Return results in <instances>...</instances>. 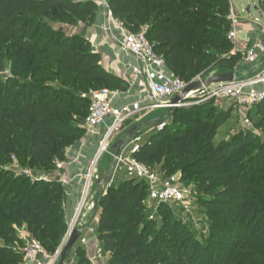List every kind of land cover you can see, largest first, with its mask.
<instances>
[{"label":"trees","instance_id":"1","mask_svg":"<svg viewBox=\"0 0 264 264\" xmlns=\"http://www.w3.org/2000/svg\"><path fill=\"white\" fill-rule=\"evenodd\" d=\"M107 6L127 32L145 27L154 52L184 83L237 67L240 55L230 53L227 40L229 0H107ZM96 13L91 1L0 0V71L8 65L10 73L0 80V162L14 155L21 166L50 173L31 183L0 165V264H23L20 249L11 247L16 228L48 253L61 245L67 222L56 163L83 136L90 93L126 88L101 68L87 40L54 28L90 25ZM198 105L159 119L166 127L141 141L136 158L159 165L167 177L178 172L208 197L198 200L211 221L212 262L205 264H264V98L247 111L249 128L218 143L231 111ZM147 196L146 184L127 178L97 195L95 233L106 264H203L208 246L188 245L178 218L168 220L171 204L149 215ZM73 253L75 264H90L82 246Z\"/></svg>","mask_w":264,"mask_h":264},{"label":"built area","instance_id":"2","mask_svg":"<svg viewBox=\"0 0 264 264\" xmlns=\"http://www.w3.org/2000/svg\"><path fill=\"white\" fill-rule=\"evenodd\" d=\"M97 1L106 9L107 19L112 21L111 12L107 6V0ZM227 19L230 23L227 40L232 45L236 46L239 19L231 5ZM118 27L123 36V41L121 43L122 50L130 53L140 64L134 69L133 76L135 79L140 76L144 77L146 82L145 91L134 102L117 107L113 106L111 101L112 98L118 95L117 92L102 90L90 93L88 114L83 124L85 132L87 135L94 136L107 119L110 120V124L103 134L97 153L91 162L90 168L85 174V182L79 202L71 218L67 222L66 233L61 245L53 253H48L36 240L28 238L27 234L24 233L20 235L22 244L19 250L23 257V264H58L63 246L70 237L72 231L78 229L77 222L87 206V199L92 184L95 180H98L97 176H95L97 162L104 154H107L112 161L114 160V166L112 168L113 175L115 170L119 168L124 171L127 179H133L147 185L148 202L154 203L155 205L176 204L179 205L184 212L188 211L189 207L192 205L193 197L189 189H185L181 186L179 178L177 176L167 177L160 171H155L144 166L136 158L142 141L140 134L133 135L129 140H123L122 138L118 139L114 144L117 145L119 154L117 157L114 156L115 150L110 147L113 138L119 134L121 127L130 119L157 110H164L170 113L173 110L184 107L227 100L235 103L234 105L238 110L242 126L244 128H249L251 123L246 117V113L252 106L264 98V68H261L250 78L236 79L234 82L230 83H219L209 86L202 85L200 89L189 92L184 97V101L173 104L172 100L176 96L181 95L189 83L180 81L167 69L162 57L154 52L152 45L148 42L145 36V27H142L136 34L127 32L120 24H118ZM260 36L264 41V27L260 28ZM259 52H264V46L262 44L253 45L242 52V61L245 64H256ZM201 79V76H197L190 83L200 81ZM165 127L166 121H161L155 126L154 130L159 132ZM55 168L60 169L61 163H56ZM61 184L65 185L62 181ZM112 184L113 178L102 187L104 188L103 194L106 193V189ZM87 232L91 235H95V230L91 227L87 229ZM77 244L85 246L86 239L79 237ZM95 257H98V253H96ZM92 260L94 259L90 260L91 263L94 264ZM64 264H75V262L66 260Z\"/></svg>","mask_w":264,"mask_h":264},{"label":"crops","instance_id":"3","mask_svg":"<svg viewBox=\"0 0 264 264\" xmlns=\"http://www.w3.org/2000/svg\"><path fill=\"white\" fill-rule=\"evenodd\" d=\"M80 1L93 2L97 7V13L92 24L79 25L78 27L73 28L72 33L78 34L87 40L91 50L98 54L101 68L119 79L126 86L123 91H112L117 92L118 94L116 97L112 98V105L117 107L134 102L144 93L146 88L144 77L140 76L135 79L133 76L134 69L140 65L138 60L130 53L122 50L121 43L123 41V36L119 31L118 23L113 18L112 21L107 19L106 9L102 7L97 0ZM257 2L259 3L258 0ZM229 3L239 19L236 42V51L239 52V55L255 44H262L264 46V41L260 36V28L264 27V24H261L257 17L254 18L252 16L250 8L249 11L246 12V9L243 8L242 2H240V9L243 17L238 15L233 0H229ZM258 3L255 12L260 19H264V13L260 10ZM261 68H264V52L258 53L257 63L253 65L245 64L241 59V64L236 67V77L237 79L250 78ZM218 69L214 71L212 75L227 73L226 70ZM234 108L236 109L235 105ZM160 112L168 113L164 110H157L134 117L133 120L129 122L130 126L128 127L126 134H128L129 130L135 129V134H140L142 137L144 132H146V135L149 136L154 128L153 120L148 117L149 115L159 114ZM109 124L110 120L107 119L94 136L87 135L84 130L83 136L65 153L64 160L60 162L61 168L55 169V179L63 187L65 192L64 211L66 222L71 218L79 202L85 182V174L90 168L91 162L97 153L101 138ZM124 137H129V135H125ZM120 138L123 139V137L117 135L116 140L112 142L110 146L111 149L112 145ZM111 178H113V183L117 182L116 178L111 176H108L107 182ZM61 181L64 182L65 185H62ZM103 190L104 188L102 187H100V189L96 188L94 193L99 192V195ZM89 205L80 215L77 222V228L81 231L80 238L86 239V244L85 246H82V248L84 249L85 256L90 264H92L90 261L91 259H94L92 260L94 264H106L108 255H105V252H103L101 247L102 244L98 240L96 233L95 235H91L87 232V229L90 227L96 230L98 223L96 203L94 202L92 205ZM72 252H74V250ZM96 253H98V257H95Z\"/></svg>","mask_w":264,"mask_h":264},{"label":"rangeland","instance_id":"4","mask_svg":"<svg viewBox=\"0 0 264 264\" xmlns=\"http://www.w3.org/2000/svg\"><path fill=\"white\" fill-rule=\"evenodd\" d=\"M240 2H242L244 9H246L247 4H249L250 5V13L252 14V16L254 18L257 17L259 19L260 23L264 24V19H260L259 16L257 15V13L255 12L256 5L258 3L257 0H240V1L239 0H233V4H234V7L237 8L238 15L240 17H243V14H242L241 9H240V7H241ZM258 6H259L260 10L264 13V8L261 7L259 5V3H258ZM54 28H62L66 34L71 33L73 30L70 27H67V25H62V26L54 25ZM229 44L231 46V48L229 50L230 53H239L236 51V46L232 45L230 42H229ZM241 59H242V55L240 57V60L237 64V66L239 64H241ZM217 69L218 68L214 69L213 72L216 71ZM212 73L209 76H212ZM7 77H10V73L8 71V65L5 66V68L2 71H0V80H3ZM209 104H210L209 107H214L216 110L231 111V113L229 115V119L226 121L225 124H223L218 129L217 135L215 136V138L213 140L214 143H218V142L224 141V140H229V138L231 136H233L234 134H236L237 131L245 130V128L242 126V123L240 122V116H239L238 110H236L234 108L235 103L233 101L221 100L218 102H209ZM197 106H199V105H197ZM168 114L169 113H166V112H160L159 114L149 115L148 118L153 120V128H155V126L158 124L157 121L159 119L164 118ZM131 120H133V119H130L128 122H126L121 127L119 134H118L119 137H124L125 135H127L126 134L127 129L130 126L129 122ZM167 124H168V127L170 128V126L172 125V122L169 121ZM81 127L83 128V124H81ZM153 131H155V130H153ZM146 134L147 133L144 132L143 136L141 137L142 141H145L147 139L148 136ZM116 137L117 136H115L113 138V142L116 140ZM71 147H68L66 149V152ZM0 165H2L1 167H3L2 168L3 171H5V172H7V173H9L15 177H24L25 179H28L29 182H31V183L36 181L37 179L46 180L50 176L49 175L50 173H45L43 171H39L38 168H36V167H29V166H27L26 163H23L21 166V164L17 160V157H15L14 155H12L10 157L9 162H7L6 160H3V162H0ZM160 168L161 167L159 165H157V166H153L151 169L161 172ZM55 169L56 168H54V171H55ZM174 173L175 174H172V176H177L179 178L181 186L184 187L185 189H189L193 199H192V205L189 207L187 212H184V210L179 205H176V204L169 205L167 210L171 213V215H170V218L168 220H172L173 217L178 218L177 221L180 222V231H182L180 233L184 238L188 239V241H187L188 245H192L193 243H198V244L202 245V247L206 248V246L211 245L210 240L208 238L209 234L211 232L210 231L211 221L206 217V213H204L205 209L199 205L198 200L199 199L207 200L208 197H206L204 195L203 191H199L198 189H195L194 184H190V181L188 180L187 177H180L178 172H174ZM104 175L111 176V177L113 175L112 159L107 154H104L103 156H101V158L97 162L95 176H97L98 180L97 181L95 180L92 184L90 194H89L88 199H87V206L89 204L92 205L94 202L96 203L97 195L99 192L94 193V190L96 188L100 189V187H98L97 182L100 181ZM113 177L116 178L117 181L118 180L120 181L123 178H127L124 171L122 169H119V168L115 170ZM53 179L55 181H57L55 179V172H54ZM57 183H59V182H57ZM102 194H103V192H101L99 195H102ZM90 200H91V203H90ZM143 205H144L147 213H149V215H153L154 213H156V206L157 205H155L154 203H150L146 199L143 202ZM86 207H85V209H86ZM179 218L181 220H179ZM158 221H160V220H158ZM24 233L27 234L28 238L34 240L31 237V235L25 231V229L23 227L16 228L15 229L16 241L13 242V244L11 245V247L14 250L20 249L21 244H22V241H20V235H23ZM148 233L150 235L151 232H148ZM0 245H2L1 241H0ZM210 248H211L210 246H208L206 248L207 251H205V252H207V253L203 254L204 257L201 258L203 264L212 262L210 257L208 256ZM105 255H106V253H105ZM257 255L260 256V254H257ZM107 259H108V257H107ZM236 259H239V258H236ZM67 260L68 261H70V260L74 261L75 260V256L73 255V252L70 253Z\"/></svg>","mask_w":264,"mask_h":264},{"label":"water","instance_id":"5","mask_svg":"<svg viewBox=\"0 0 264 264\" xmlns=\"http://www.w3.org/2000/svg\"><path fill=\"white\" fill-rule=\"evenodd\" d=\"M249 8H250V5L247 4L246 12L249 11ZM236 71H237L236 68H233L227 73L216 74V75L204 77L200 81L189 83L186 86V88L184 89V91L182 92V94L179 96H176L172 100V103L176 104V103L184 101V97L189 92L200 89V87L202 85L209 86V85H214V84H219V83L234 82L237 79ZM134 131H135V129L129 130L127 135H129V137H132L135 134ZM112 149L115 150L114 156L117 157L119 154V149L117 148V145L113 144ZM113 166H114V160L112 161V168H113ZM107 179H108V176L104 175L102 177V179L97 182L98 187H103L107 183ZM80 236H81V231L79 229H74L72 231L70 237L68 238V240L66 241L65 245L63 246V248L61 250L58 264H64V262L67 260L68 256L72 252V250L76 249L77 240L79 239Z\"/></svg>","mask_w":264,"mask_h":264}]
</instances>
